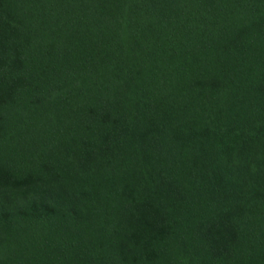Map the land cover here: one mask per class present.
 I'll use <instances>...</instances> for the list:
<instances>
[{
  "label": "trees",
  "instance_id": "obj_1",
  "mask_svg": "<svg viewBox=\"0 0 264 264\" xmlns=\"http://www.w3.org/2000/svg\"><path fill=\"white\" fill-rule=\"evenodd\" d=\"M0 264H264V0H0Z\"/></svg>",
  "mask_w": 264,
  "mask_h": 264
}]
</instances>
